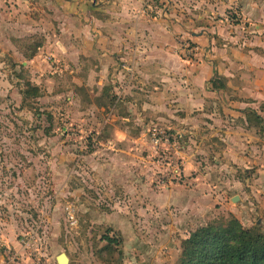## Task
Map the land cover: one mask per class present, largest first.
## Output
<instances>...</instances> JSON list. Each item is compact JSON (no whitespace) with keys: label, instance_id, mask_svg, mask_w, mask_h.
I'll use <instances>...</instances> for the list:
<instances>
[{"label":"crops","instance_id":"1","mask_svg":"<svg viewBox=\"0 0 264 264\" xmlns=\"http://www.w3.org/2000/svg\"><path fill=\"white\" fill-rule=\"evenodd\" d=\"M159 2L163 8L153 0H0L1 54L34 77L33 64L41 61L60 63L57 73L68 71V105L91 106L87 125L112 126L108 141L119 149L108 164L110 178L143 204L192 207L213 189L202 177L207 170L192 187L154 189L143 178L145 168L133 167L131 145L140 142L143 127L157 124L181 139L176 152L186 177L199 173L194 153H202L229 173L224 190L243 185L233 175L241 167H258L253 182L264 190V153L256 145L264 131V0H234L235 19L226 14V0ZM35 34L45 42L27 60L19 44ZM185 42L197 48L193 55L184 54ZM73 89L84 95L76 99ZM107 95L112 101L102 119Z\"/></svg>","mask_w":264,"mask_h":264},{"label":"rangeland","instance_id":"2","mask_svg":"<svg viewBox=\"0 0 264 264\" xmlns=\"http://www.w3.org/2000/svg\"><path fill=\"white\" fill-rule=\"evenodd\" d=\"M153 2L163 8L159 0ZM226 2V14L239 18L238 3ZM185 4L193 9L196 6L193 1ZM177 9L183 7L179 4ZM1 52L0 48L2 264H58L62 252L69 257L68 264H180L184 240L199 227L225 225L235 218L244 228L258 226L264 232V190L253 182L258 167L236 168L233 175L243 185L224 190L222 181H228L229 173L221 170L213 157L194 153L200 171L186 177L179 174L178 166L162 161L164 153L179 161L176 150L181 149L182 141L176 131L161 124L143 127L140 142L133 143L129 151L133 154L131 164L145 168L143 178L152 188L192 187L205 170L207 175L202 177L212 184L209 189L213 188L204 192L212 196V202L202 199V193L192 207L143 204L116 183L115 177L110 178L108 164L119 149L108 141L112 126L87 125L85 120L94 118L88 111L91 106L68 105V71L57 73L60 63L41 61L33 64L34 77L13 58L5 61ZM49 76L53 77L50 82ZM27 83L39 86L41 95L24 99ZM105 86L109 93L111 82L106 80ZM73 90L76 99L84 95ZM111 101L107 95L100 102L106 108L102 119L107 118ZM155 129L172 136L170 147L153 146ZM260 133L256 145L263 155L264 131ZM219 142L213 144L218 152L223 149ZM120 157L115 158L123 162ZM213 183L219 186L214 188ZM239 193L243 200H231Z\"/></svg>","mask_w":264,"mask_h":264},{"label":"trees","instance_id":"3","mask_svg":"<svg viewBox=\"0 0 264 264\" xmlns=\"http://www.w3.org/2000/svg\"><path fill=\"white\" fill-rule=\"evenodd\" d=\"M29 40L33 42L20 44V51L27 60L36 55L45 37L30 36ZM22 94L24 99L37 98L41 89L27 83ZM255 117L261 122L258 115ZM106 239L113 242L109 236ZM180 264H264V232L258 226L244 228L235 218L225 225L199 227L184 240Z\"/></svg>","mask_w":264,"mask_h":264},{"label":"built area","instance_id":"4","mask_svg":"<svg viewBox=\"0 0 264 264\" xmlns=\"http://www.w3.org/2000/svg\"><path fill=\"white\" fill-rule=\"evenodd\" d=\"M183 49H184V54H186L187 56L193 55L195 50H197V48H195V46H192L189 42H185L183 43ZM125 69L127 71H129L130 73L133 72L132 67L130 66H125ZM171 135H169L168 132H166L165 130H153L152 131V138L151 141L153 143V146L155 148L161 147V146H168L170 147L172 145V139H171ZM179 160V159H178ZM162 161L163 162H167L168 164H175V166H178L179 169H177V171L181 172V167H180V163L179 161H172V158L168 155H166L164 153V155L162 156Z\"/></svg>","mask_w":264,"mask_h":264},{"label":"water","instance_id":"5","mask_svg":"<svg viewBox=\"0 0 264 264\" xmlns=\"http://www.w3.org/2000/svg\"><path fill=\"white\" fill-rule=\"evenodd\" d=\"M233 200H238V196H235ZM57 262L58 264H68L69 263V257L66 253L62 252L57 256Z\"/></svg>","mask_w":264,"mask_h":264}]
</instances>
